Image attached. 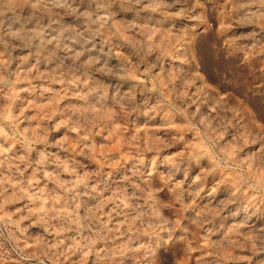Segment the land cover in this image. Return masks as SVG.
Here are the masks:
<instances>
[{"label":"clouds","instance_id":"9594fccd","mask_svg":"<svg viewBox=\"0 0 264 264\" xmlns=\"http://www.w3.org/2000/svg\"><path fill=\"white\" fill-rule=\"evenodd\" d=\"M0 264H264V0H0Z\"/></svg>","mask_w":264,"mask_h":264}]
</instances>
